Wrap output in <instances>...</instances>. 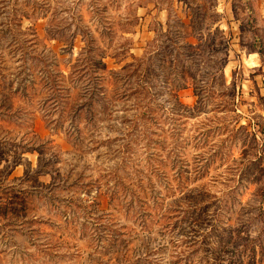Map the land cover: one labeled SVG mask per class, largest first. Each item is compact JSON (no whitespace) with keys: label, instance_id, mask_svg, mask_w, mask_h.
Instances as JSON below:
<instances>
[{"label":"rangeland","instance_id":"374dc122","mask_svg":"<svg viewBox=\"0 0 264 264\" xmlns=\"http://www.w3.org/2000/svg\"><path fill=\"white\" fill-rule=\"evenodd\" d=\"M250 2L0 0V264H264Z\"/></svg>","mask_w":264,"mask_h":264},{"label":"crops","instance_id":"0c3cea01","mask_svg":"<svg viewBox=\"0 0 264 264\" xmlns=\"http://www.w3.org/2000/svg\"><path fill=\"white\" fill-rule=\"evenodd\" d=\"M251 10L253 15L255 16L256 20V27H260L259 29L264 32V0H251ZM264 37V35H263ZM264 41V38H263ZM264 48V44H263ZM252 58H251V67L253 68V71H256L257 69L261 68L264 69V58L261 59L262 54L260 52H253ZM259 76H262L259 74ZM258 85H261L262 88H264V78L262 77L261 80H259Z\"/></svg>","mask_w":264,"mask_h":264},{"label":"trees","instance_id":"16d2710c","mask_svg":"<svg viewBox=\"0 0 264 264\" xmlns=\"http://www.w3.org/2000/svg\"><path fill=\"white\" fill-rule=\"evenodd\" d=\"M95 77H96L95 79H96V80H98V81H99V83L102 81V76H101V75H99L97 72H96V74H95ZM99 86H100L99 88H101V87H102V86H101V84H99Z\"/></svg>","mask_w":264,"mask_h":264}]
</instances>
